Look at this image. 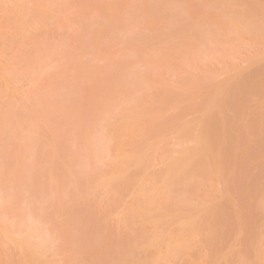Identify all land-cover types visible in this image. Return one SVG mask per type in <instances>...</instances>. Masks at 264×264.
<instances>
[{"label": "rangeland", "instance_id": "374dc122", "mask_svg": "<svg viewBox=\"0 0 264 264\" xmlns=\"http://www.w3.org/2000/svg\"><path fill=\"white\" fill-rule=\"evenodd\" d=\"M0 264H264V0H0Z\"/></svg>", "mask_w": 264, "mask_h": 264}]
</instances>
